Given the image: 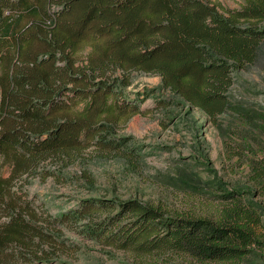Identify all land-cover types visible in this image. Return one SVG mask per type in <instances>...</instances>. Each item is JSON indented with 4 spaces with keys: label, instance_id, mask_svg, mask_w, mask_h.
<instances>
[{
    "label": "trees",
    "instance_id": "trees-1",
    "mask_svg": "<svg viewBox=\"0 0 264 264\" xmlns=\"http://www.w3.org/2000/svg\"><path fill=\"white\" fill-rule=\"evenodd\" d=\"M263 50L264 0L239 9L208 0H0V264H81L93 248L140 262L181 254L216 264L264 252V158L250 164L251 200L249 189L220 185L206 215L136 198H87L53 215L22 189L29 177L53 176L48 164L60 172L90 149L136 161L117 131L143 114L138 103L151 93L128 100L131 71L160 77L177 104L217 126L231 109L234 75ZM81 177L94 186L88 172Z\"/></svg>",
    "mask_w": 264,
    "mask_h": 264
},
{
    "label": "rangeland",
    "instance_id": "rangeland-1",
    "mask_svg": "<svg viewBox=\"0 0 264 264\" xmlns=\"http://www.w3.org/2000/svg\"><path fill=\"white\" fill-rule=\"evenodd\" d=\"M222 9H239L245 0H208ZM125 89L128 100L142 99L143 114L132 117L118 137H129V147L138 157L129 163L117 157H102L93 149L83 153L73 165L42 180L29 177L23 192L42 204L51 214L74 209L87 198L128 200L162 204L170 210L206 215L211 194L218 186L245 194L251 200L253 184L248 181L251 161L264 158V50L257 63L234 75L230 92L231 109L213 126L199 111L176 103L178 97L161 88L160 77L131 71ZM174 103L156 108L157 100ZM250 117H246V115ZM243 115V116H242ZM245 117L250 122L240 120ZM244 148V149H243ZM242 154L228 159L226 151ZM88 172L95 180L92 188L81 177ZM24 179L17 185L22 184ZM262 201L261 198H252ZM264 203V202H263ZM93 248L81 257V264H216L199 263L181 254L134 259L129 253ZM241 264H264V252L256 251Z\"/></svg>",
    "mask_w": 264,
    "mask_h": 264
}]
</instances>
